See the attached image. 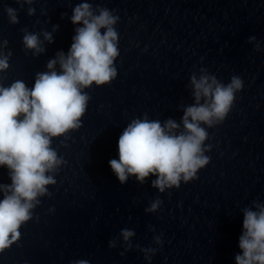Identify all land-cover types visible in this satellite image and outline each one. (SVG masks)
<instances>
[{"label": "water", "instance_id": "95a60500", "mask_svg": "<svg viewBox=\"0 0 264 264\" xmlns=\"http://www.w3.org/2000/svg\"><path fill=\"white\" fill-rule=\"evenodd\" d=\"M81 2L36 0L29 16L28 5L21 10L15 0H0V41L7 40L5 51L13 53L9 69L0 73L4 86L20 79L31 88L56 52L67 53L76 27L72 9ZM88 2L120 17L117 77L86 89L91 99L81 128L67 139L53 138L67 163L49 186L52 196L40 198L33 219L21 227L19 242L0 253V264H149L135 248L123 256V247L109 248L125 228L141 248L158 247L153 237L163 233L151 264H235L242 254V209L254 200L264 203V0ZM6 7L18 9L19 23H9ZM53 25L59 29L52 44L45 42L46 52L26 53L22 30L52 32ZM252 36L260 42L258 52L247 42ZM201 67L225 84L233 75L244 81L223 123L208 129V165L197 179L164 193L151 187L155 177L143 185L130 177L122 185L109 161L119 159L124 128L145 113L150 120L179 122V106L193 103L190 76ZM0 183H11L6 167H0ZM157 197L160 209L145 212Z\"/></svg>", "mask_w": 264, "mask_h": 264}, {"label": "clouds", "instance_id": "9594fccd", "mask_svg": "<svg viewBox=\"0 0 264 264\" xmlns=\"http://www.w3.org/2000/svg\"><path fill=\"white\" fill-rule=\"evenodd\" d=\"M15 2L21 10L28 5L29 16L35 14L32 5L36 0ZM4 11L10 24L19 23L18 9L6 7ZM41 14H45L43 10ZM70 20L76 27L69 50L56 52L46 63L47 71L36 73L31 88L20 79L6 87L0 76V167L8 169L11 180L9 184L0 183V253L19 242L20 229L33 219L40 198L52 196L49 186L57 183L55 176L67 163L52 147L53 138L67 139L70 132L81 128L91 99L86 89L108 85L117 77L115 61L120 52L115 26L120 17L113 10L94 8L88 0H83L72 9ZM58 29L59 25H53L52 32L23 29L26 53L31 52L34 57L45 53V42L52 44L53 32ZM247 42L254 45V51L261 50L255 36ZM7 46V40L0 41V73L10 67L13 53L5 51ZM187 87L193 103L179 106L182 111L179 122L173 118L163 122L150 120L145 113L143 118L132 119L122 131L118 139L119 159L109 161L122 185L130 177L141 185L149 177H155L151 187L164 193L179 189L182 182L197 179L199 170L210 162L206 153L211 145L205 143L210 138L208 129L223 123L236 94L243 90L244 81L233 75L225 84L201 67L198 73L191 74ZM161 205L162 200L157 197L145 212L155 213ZM242 213L243 231L239 237L242 254L235 256V264H264V203L254 200ZM134 236L133 230L122 229L109 240L108 246L123 247L121 256L135 248L151 264L163 245V233L153 237L156 248L133 245ZM72 264H89V261L79 259Z\"/></svg>", "mask_w": 264, "mask_h": 264}]
</instances>
